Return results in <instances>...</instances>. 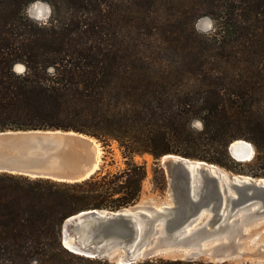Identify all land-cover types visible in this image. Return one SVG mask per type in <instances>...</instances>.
<instances>
[{"label":"trees","instance_id":"trees-1","mask_svg":"<svg viewBox=\"0 0 264 264\" xmlns=\"http://www.w3.org/2000/svg\"><path fill=\"white\" fill-rule=\"evenodd\" d=\"M36 1L51 8L45 25L25 15ZM141 1L136 13L127 0H0V132L81 133L115 142L125 162L77 184L0 173V264H115L69 252L62 228L133 205L146 178L135 156L264 178V0ZM204 16L207 35L194 28ZM237 140L253 147L250 161L229 155Z\"/></svg>","mask_w":264,"mask_h":264},{"label":"water","instance_id":"water-1","mask_svg":"<svg viewBox=\"0 0 264 264\" xmlns=\"http://www.w3.org/2000/svg\"><path fill=\"white\" fill-rule=\"evenodd\" d=\"M233 143L229 155L237 162H247L233 154ZM105 154L100 140L81 133L0 132V173L14 176L77 184L100 172ZM158 161L168 180L172 206L139 210L133 204L116 211H83L64 223L63 247L90 259L135 264L161 258L174 248L201 244L194 240L264 214V178L234 175L217 165L175 155ZM208 214L206 224L193 230ZM209 227L216 230H206ZM176 256L195 260L197 251Z\"/></svg>","mask_w":264,"mask_h":264},{"label":"rangeland","instance_id":"rangeland-1","mask_svg":"<svg viewBox=\"0 0 264 264\" xmlns=\"http://www.w3.org/2000/svg\"><path fill=\"white\" fill-rule=\"evenodd\" d=\"M127 1L129 3L128 7H131L135 12L138 7H142L140 5L141 0ZM166 6L174 9L180 7L177 3L171 1ZM34 10H36V13H34ZM24 12L35 23L45 25L49 21L51 8L46 2L36 1L28 5ZM194 28L202 35L210 34L214 29V21L207 16L201 17L195 21ZM133 35L135 36V33ZM22 69L21 66H16L15 68L17 72H21ZM199 126V123H194V127L199 128ZM105 152L103 165L95 177L113 174L125 167L121 151L115 142H110L109 146L105 147ZM158 160H153L148 155L135 156L133 159L134 163L144 164L146 168V178L142 183L139 198L134 203L135 209L150 210L154 207L172 206L168 180ZM162 176L165 182L162 185L159 183L155 184L154 180L156 179L159 182ZM206 230L213 232L216 229L209 227ZM215 232L209 238L194 240V243L200 241L201 244H193L194 246L187 248H174L173 252H167L161 258L174 259L175 257L177 258L176 255L194 250L197 251L195 260L214 263L226 261L227 264H261L264 261V214H259L252 219L239 221L235 226L222 228Z\"/></svg>","mask_w":264,"mask_h":264},{"label":"bare ground","instance_id":"bare-ground-1","mask_svg":"<svg viewBox=\"0 0 264 264\" xmlns=\"http://www.w3.org/2000/svg\"><path fill=\"white\" fill-rule=\"evenodd\" d=\"M232 150H233V154L239 158V159H242V160H247V162L250 160L252 154H253V148L251 146V144L247 143V142H243V141H240L239 142H235L232 144ZM157 209H161L162 207H156ZM210 218V215L208 214L205 219L206 220H203L201 225L196 227L195 225L192 227L193 230L199 228V227H202L203 225L206 224V222L209 220ZM161 231H162V226L159 227V235H161Z\"/></svg>","mask_w":264,"mask_h":264}]
</instances>
